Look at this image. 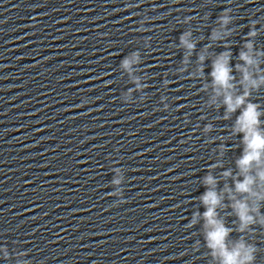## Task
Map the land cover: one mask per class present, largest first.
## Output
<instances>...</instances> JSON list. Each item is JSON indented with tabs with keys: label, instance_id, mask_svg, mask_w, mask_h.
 Listing matches in <instances>:
<instances>
[{
	"label": "clouds",
	"instance_id": "9594fccd",
	"mask_svg": "<svg viewBox=\"0 0 264 264\" xmlns=\"http://www.w3.org/2000/svg\"><path fill=\"white\" fill-rule=\"evenodd\" d=\"M220 23L222 26H226L230 23V17L225 13L220 17ZM257 33L253 30L248 33L249 37H254ZM188 35L181 36V44L191 52L195 45L188 40ZM219 32H213L212 39H221ZM245 47L248 52L241 51L239 58L247 65H254L256 60L251 55L253 45L252 43H246ZM204 56L201 55L199 59L204 60ZM231 58L230 52L220 53L212 63L211 76L213 78V87L216 96L223 95V105L226 108L227 113H233L237 109L242 108L241 115L236 120L235 131L242 132L243 142L245 144V150L243 156L237 161V165L240 169L241 175L244 176L243 182H236L235 190L237 193L247 194L248 196L255 197L256 200H264V192H256L253 190L254 184H256V177L251 175L253 165L258 169L257 176L261 185H264V131L259 128L261 113L258 111L255 104H246V98L248 91L246 89L243 95H233L231 89L234 87L232 81L234 77L231 75L233 69L229 64ZM133 62L132 59H125L123 61V67L128 68ZM237 70L243 73V83L250 85L251 87H259L260 84H264V77L259 81L252 78V75L248 72L247 68H242L237 65ZM231 175L225 172V176ZM119 183V181H116ZM204 184L208 186V190L202 195L201 201L206 208L203 213L205 220L206 239L208 246L213 249L214 255H219L221 258V264H251L253 260L252 249L247 247L243 242L237 243L231 249L226 244V238L229 235V229L217 218L216 208L221 203V195L215 191L217 181L211 176L204 178ZM231 193V190H227ZM234 200L232 205L238 218L241 221V231H243L249 224L253 222V216L250 212L258 211L256 208H250L247 200H236L235 197H231Z\"/></svg>",
	"mask_w": 264,
	"mask_h": 264
}]
</instances>
